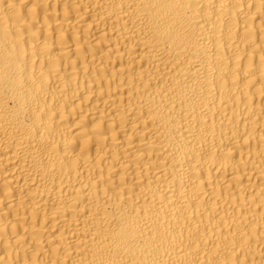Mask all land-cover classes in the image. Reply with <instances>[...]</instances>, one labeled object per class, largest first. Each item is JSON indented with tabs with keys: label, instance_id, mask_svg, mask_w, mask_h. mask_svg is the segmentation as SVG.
<instances>
[{
	"label": "bare ground",
	"instance_id": "1",
	"mask_svg": "<svg viewBox=\"0 0 264 264\" xmlns=\"http://www.w3.org/2000/svg\"><path fill=\"white\" fill-rule=\"evenodd\" d=\"M0 264H264V0H0Z\"/></svg>",
	"mask_w": 264,
	"mask_h": 264
}]
</instances>
